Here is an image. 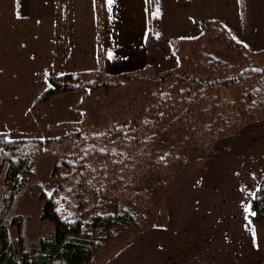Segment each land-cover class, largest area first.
<instances>
[{"label":"trees","instance_id":"obj_1","mask_svg":"<svg viewBox=\"0 0 264 264\" xmlns=\"http://www.w3.org/2000/svg\"><path fill=\"white\" fill-rule=\"evenodd\" d=\"M214 42L236 53L237 60H223L208 50ZM173 45L178 60L173 69L116 76L100 65L93 70L49 74L51 86L37 100L44 102L83 88L107 92L141 78L148 86L129 122L102 111L98 125L82 123L79 129L56 138L11 139L0 132V176L4 171L7 187L0 208V264L94 263L102 247L99 230L106 229L109 236L114 226L132 225L137 208L153 209L148 190L138 187L147 178L157 175L171 180L183 163L185 146L201 148L203 155L197 161H204L213 142L235 134L246 123L264 119V49L248 50L218 20L203 21L198 37L176 39ZM206 115L211 116L209 121ZM179 126L186 130L184 139L161 153L162 140ZM44 153L55 157L51 173L55 187L52 194L40 188L41 218L53 221L54 230L26 249L20 234L18 252L10 239L6 213L16 192L30 182L31 193L39 187L32 181L34 164ZM100 198L104 208L115 199L113 211H98ZM63 200L69 207L60 205ZM251 208L253 223L264 218V182L254 192ZM12 224L21 225L18 219Z\"/></svg>","mask_w":264,"mask_h":264},{"label":"crops","instance_id":"obj_2","mask_svg":"<svg viewBox=\"0 0 264 264\" xmlns=\"http://www.w3.org/2000/svg\"><path fill=\"white\" fill-rule=\"evenodd\" d=\"M205 20L250 50L264 48V0H0V132L44 137L54 121H79L85 109L74 105L86 88L36 106L49 74L170 69L173 41L198 37ZM260 167L235 173L234 185V176L221 184L200 173L198 220L170 212L166 227L137 234L112 264H264V218L253 223L251 208Z\"/></svg>","mask_w":264,"mask_h":264},{"label":"rangeland","instance_id":"obj_3","mask_svg":"<svg viewBox=\"0 0 264 264\" xmlns=\"http://www.w3.org/2000/svg\"><path fill=\"white\" fill-rule=\"evenodd\" d=\"M208 50L223 58V60L225 59L233 63L237 60L236 53L219 43H212L208 47ZM250 51L255 52L254 50ZM175 66L170 69L175 68ZM138 70L143 73L161 72V70L155 71L153 68H146V66ZM147 86V81L137 78L125 86H117L107 92L103 88L96 89L93 92L89 91L85 94L82 102L74 105L77 108L76 105L80 104L81 107L77 109H85L83 117L75 123L62 120L54 121L49 126L50 130L43 132L44 137L33 134L29 135L25 131L20 132L21 130L13 134L4 133L11 139L29 137L41 139L56 138L72 129H79L82 123H87L91 126L98 125L102 121V111L107 112L110 116L122 123H127L140 109ZM55 97L57 96L44 102H48ZM210 118V115H206L205 121H209ZM61 123L69 124L58 126ZM12 131L16 130L14 129ZM185 135L186 130L184 127H176L162 140L161 146L159 147L160 152H165L173 143L180 144ZM260 137L261 139H259ZM263 137L264 119H261L246 123L235 134L222 137L213 142L209 152L205 154L204 161H197L203 155L201 148L197 146H185L183 163L171 180H168L166 177L152 175L147 178L146 182L138 186L140 189L148 190V198L153 205V209L149 207L137 208L138 211L135 212L136 218L134 219V223L126 228L114 226L115 228L109 236L106 229L99 230L98 237L102 239V247L98 251L92 264H112L116 262L118 254L131 244L137 234H142L153 226L166 227L169 224L168 219L171 217L170 212L172 214L171 219H190V225L191 222L198 220V210L205 209L198 204V187L196 188V185L198 184L197 179L199 174L213 175V179H217L214 182L223 184L224 180L228 181L227 177L231 180L235 173H243L244 170L251 169V171L260 172L262 168L260 167V163L264 165ZM54 160L55 157L51 153H44L37 157L34 164L35 174L32 181L37 182L39 187H36L31 193L30 182L25 190L16 192L9 210L6 213V219L10 223V239L18 252H20V245L17 239L20 234L23 239V247L26 249L39 237L49 236L54 230L53 221L43 220L41 218L43 202L39 198L40 188H43L47 194H52L54 191V180L51 178ZM238 181L239 178L235 175L234 179H232L233 185ZM6 191L7 187L3 171L0 176V208L4 206L3 197ZM221 193L227 195L224 189L220 191ZM102 200L103 198L98 199V211H113L115 199L114 202L111 200L107 208L102 207ZM61 204L62 206L65 205V201H61ZM65 206L69 207L68 205ZM13 219L20 221V228H18L17 224H12ZM255 264H259V262Z\"/></svg>","mask_w":264,"mask_h":264}]
</instances>
